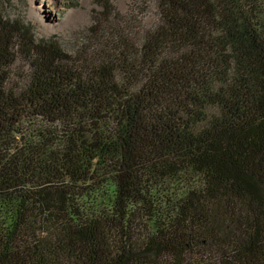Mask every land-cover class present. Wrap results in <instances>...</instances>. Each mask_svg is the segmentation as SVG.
<instances>
[{"label": "trees", "instance_id": "obj_1", "mask_svg": "<svg viewBox=\"0 0 264 264\" xmlns=\"http://www.w3.org/2000/svg\"><path fill=\"white\" fill-rule=\"evenodd\" d=\"M8 1L0 264H264V0H98L72 52Z\"/></svg>", "mask_w": 264, "mask_h": 264}, {"label": "rangeland", "instance_id": "obj_2", "mask_svg": "<svg viewBox=\"0 0 264 264\" xmlns=\"http://www.w3.org/2000/svg\"><path fill=\"white\" fill-rule=\"evenodd\" d=\"M111 1L115 12L128 16L136 0ZM141 5L148 7L146 13L139 16L142 23L146 27L155 25L158 13L153 0H141ZM101 11L103 6L98 0H10L5 14L9 18L22 17L33 26L37 38H55L65 50L72 52L84 41L83 36L97 22Z\"/></svg>", "mask_w": 264, "mask_h": 264}]
</instances>
